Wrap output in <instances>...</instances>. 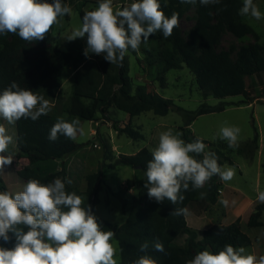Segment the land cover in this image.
<instances>
[{
  "label": "trees",
  "instance_id": "obj_1",
  "mask_svg": "<svg viewBox=\"0 0 264 264\" xmlns=\"http://www.w3.org/2000/svg\"><path fill=\"white\" fill-rule=\"evenodd\" d=\"M161 9L167 17L175 12L181 19L187 9L194 5L181 3L180 0H158ZM198 5L197 22L190 35V41L186 42L179 26L173 29V33L165 40L170 43L171 49L159 51L158 60L164 64V72L183 69L186 66L196 77L199 89L204 96H212L216 99L244 96L248 94L247 77L264 72V45L259 43L242 46L233 59L228 51H218L221 32L226 28L238 38L248 35L257 36L254 29L243 22L239 10L243 6L242 0H220L219 4ZM91 11V10H88ZM87 11H81V20ZM51 30L41 41H25L18 34L7 33L0 35V94L15 81L20 88L30 89L36 94L44 83L52 82L57 78L61 70L67 66L75 68L73 77V93L68 114L80 117L86 121H95L97 114L108 117L110 109L114 106L125 112L129 119L152 111L156 115L166 116L170 111H178L186 118V127L183 129L187 142L201 140L205 145H210L218 157V163L236 165L234 154L238 147H229L226 140H218L214 143L192 136L189 127L200 116L223 112L231 103L221 102L218 106L201 105L196 111H187L177 107L173 100L166 99L157 93L148 92L144 85H137L134 90L130 77L129 65L124 58L122 64H117L113 73H102L100 63L95 54L89 57L84 55V50L71 47L64 51L52 43ZM163 35V34H162ZM86 37V36H85ZM87 38V37H86ZM135 91V92H134ZM57 122L49 113L42 115L36 121L31 118H21L16 121L17 147L21 154L26 156L31 165H39L53 160H62L77 152L81 145L63 135L58 139H48L50 129ZM256 129V128H255ZM116 130L128 135L133 140H143L144 135L132 125ZM259 148V133L256 129L253 139L246 144V150L251 152L250 158L255 157ZM245 149H240L242 152ZM152 151L148 148L141 149L134 155H121L111 167H131L145 173L147 163L152 159ZM249 156V154H248ZM202 159L203 154L196 157ZM23 178L38 179L47 184L56 179L57 174L39 175L35 169H25ZM102 176L100 170L89 176L87 196L96 194L94 183ZM147 178L132 202L129 217L124 224L115 230V237L120 245L121 264H134L141 256L148 255L157 261V264H186L194 256L204 250H211L213 254L223 250L225 245L248 247L256 243L250 232L253 228L264 226L262 216L264 203L257 205L247 223L241 217L229 225H214L203 232L201 240L198 235L188 227L186 213L173 215L176 208L186 209L200 198V189H193L189 184L187 191H182L185 199L181 203L173 205L165 200L157 203L150 199L145 188ZM205 198L211 204H216L222 187V181L218 176H213L206 184ZM0 191H8L0 178ZM66 191L79 193L68 186ZM93 208L91 201L90 210ZM98 223L110 226L105 220H97ZM27 230V229H25ZM186 233L183 247L174 244L175 240ZM10 240L4 242L0 239V246L11 248L15 244V237L9 233ZM159 241L164 246V252L155 251L153 244ZM147 242L149 247L146 252L140 251L141 244Z\"/></svg>",
  "mask_w": 264,
  "mask_h": 264
},
{
  "label": "clouds",
  "instance_id": "obj_2",
  "mask_svg": "<svg viewBox=\"0 0 264 264\" xmlns=\"http://www.w3.org/2000/svg\"><path fill=\"white\" fill-rule=\"evenodd\" d=\"M180 2L195 4L196 0ZM199 2L207 6L219 4L220 0ZM70 13L71 8L62 0H0V35L14 33L25 41H41L60 22L59 18ZM239 14L262 19L253 0H244ZM178 23V14L174 12L167 17L158 0H135L122 9H114L113 0H101L98 7L83 15L82 26L74 29L67 40L86 36V57L92 53L102 55L110 64H122L129 49L138 51L157 32L165 39L170 37ZM50 110L47 99L20 88L15 81L0 94V117L9 124L21 118L36 121ZM240 132L237 126H225L220 129V138L229 147H235ZM78 133L83 134L78 118L71 122L58 118L48 139L55 141L58 135H63L75 140ZM182 135L172 129L162 132L147 163L145 188L149 198L157 203L165 200L173 205L181 203L185 199L182 191H187L189 184L200 189L213 176L221 181H230L235 176L233 168L222 169L214 152H205L206 145L201 140L186 143ZM14 144V136L0 124V171L13 162L12 156L4 153ZM201 154L203 158L197 159ZM66 183L71 185L72 180L56 178L44 184L30 179L22 191H0V239L8 242L9 233L15 237L13 247L0 246V264H118V248L113 243L115 233L102 230L90 206L82 207L83 198L66 191ZM257 200L264 203V191L258 193ZM221 203L227 206L228 201ZM185 213L183 208L172 212L177 216ZM148 247L145 242L140 251L146 252ZM153 247L157 252L165 251L158 240ZM245 253L244 247L228 244L216 254L201 251L186 264H264V255ZM134 264H157V261L144 255Z\"/></svg>",
  "mask_w": 264,
  "mask_h": 264
},
{
  "label": "rangeland",
  "instance_id": "obj_3",
  "mask_svg": "<svg viewBox=\"0 0 264 264\" xmlns=\"http://www.w3.org/2000/svg\"><path fill=\"white\" fill-rule=\"evenodd\" d=\"M52 2V0H49ZM101 0H62L71 8V13L59 18L60 22L54 24L51 32V41L64 51L71 47L81 50L87 48V38H76L67 40L74 29L82 26L80 17L81 11L94 10ZM135 2V0H113V8H123ZM244 2V0H242ZM253 3L262 13V19L256 20L251 16H242L243 22L250 25L257 36L248 35L238 38L226 28L221 32L218 51H228L233 59L242 46L259 43L264 45V0H253ZM198 5L194 4L187 9L185 15L179 19L178 26L186 40L190 41V35L197 22ZM171 49L161 32L150 36L146 43H142L138 51L129 49L125 59L129 65L130 77L132 78L134 90L137 85H144L148 92L157 93L160 96L171 99L177 107L187 111H196L201 105L218 106L221 102L231 103L223 112L206 114L198 117L189 127L190 134L197 138L214 143L220 138V129L225 126H237L241 129L238 137L237 147L234 154L236 165L224 164L223 168L231 167L235 170V176L230 181H222V187L216 204H211L205 198L207 186L200 188V198L191 204L187 210L188 221L193 231L198 233L214 225H225L231 219L229 213L233 208L242 204V219L247 223L257 205L259 192L264 191V72L247 77L248 94L244 96L227 97L216 99L212 96L203 95L195 75L184 66L183 69L164 72V64L158 60L157 54L161 50ZM100 63L102 73H113L117 64H110L102 55H95ZM75 68L67 66L61 70L60 75L52 82L40 86L38 95L49 101L50 111L48 112L55 120L63 118L71 122L73 119L80 120V127L83 134H77L74 140L81 145V148L62 160H53L37 166L30 164L28 158L21 154L17 147V129L15 124H9L0 117V124L4 125L15 138V144L9 146L8 152L13 162L5 165L0 171V178L7 187L8 192L16 193L23 190L28 182L23 178L25 169H35L39 175L57 174L56 178L64 180L69 178L72 184L66 186L75 189L83 198L82 207L93 203L91 213L97 220H105L110 226L101 225L102 230H115L120 228L129 217L134 197H136L145 180V173L131 167L110 166L121 155H134L141 149H153L158 145L159 136L162 132L172 129L181 132L186 127L185 116L172 110L166 116L156 115L154 112H144L141 115L129 119V116L118 110L116 107L110 109L108 117L97 114L95 121H86L80 117L68 114L71 97L73 93V77ZM135 92V91H134ZM139 130L143 140H133L128 135L116 130L124 128L127 124ZM259 133V148L253 159L251 152L246 150V144L250 142L256 132ZM240 149H245L239 152ZM205 152H213L210 145H206ZM249 154V156H248ZM102 171V176L94 183L96 194L87 196L89 176ZM201 193H205L202 197ZM227 200L225 206L221 203ZM236 217V215H235ZM264 221V214L262 216ZM188 223V222H187ZM195 229V230H194ZM198 235V234H197ZM250 235L256 240L246 249L245 254H254L257 257L264 255V226L251 229ZM177 240V244L183 242V237ZM113 243L118 248L116 259L121 264L120 245L114 236Z\"/></svg>",
  "mask_w": 264,
  "mask_h": 264
},
{
  "label": "crops",
  "instance_id": "obj_4",
  "mask_svg": "<svg viewBox=\"0 0 264 264\" xmlns=\"http://www.w3.org/2000/svg\"><path fill=\"white\" fill-rule=\"evenodd\" d=\"M233 211H231L230 213H229V216H230V221L227 223V224H225V225H229V224H232L233 222H235V220L237 219V218H239V217H241L242 218V204H241V206H238V207H236V208H233L232 209ZM235 215H236V217H235ZM186 219H187V222H188V226H190V223H189V221H188V215H187V213H186ZM189 228H191V227H189ZM195 230V229H194ZM207 230V229H206ZM205 231V230H204ZM204 231H199L197 234H198V238H197V240H201L202 239V237H203V232ZM183 234H185V233H182L176 240H175V242H174V244H176V245H178V246H181V247H183L184 245H185V242H186V238H187V236H184L183 237V242L181 243V244H177V240L179 239V238H181L182 236H183ZM208 251H210L211 253H212V251L209 249Z\"/></svg>",
  "mask_w": 264,
  "mask_h": 264
},
{
  "label": "water",
  "instance_id": "obj_5",
  "mask_svg": "<svg viewBox=\"0 0 264 264\" xmlns=\"http://www.w3.org/2000/svg\"><path fill=\"white\" fill-rule=\"evenodd\" d=\"M139 169V168H138Z\"/></svg>",
  "mask_w": 264,
  "mask_h": 264
}]
</instances>
